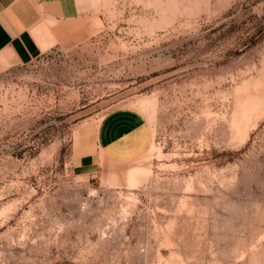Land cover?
I'll return each instance as SVG.
<instances>
[{
  "label": "rangeland",
  "instance_id": "374dc122",
  "mask_svg": "<svg viewBox=\"0 0 264 264\" xmlns=\"http://www.w3.org/2000/svg\"><path fill=\"white\" fill-rule=\"evenodd\" d=\"M94 31L0 54V264H264V0H83ZM117 110L137 158L81 165Z\"/></svg>",
  "mask_w": 264,
  "mask_h": 264
},
{
  "label": "crops",
  "instance_id": "0c3cea01",
  "mask_svg": "<svg viewBox=\"0 0 264 264\" xmlns=\"http://www.w3.org/2000/svg\"><path fill=\"white\" fill-rule=\"evenodd\" d=\"M93 14L83 0H0V54L24 63L57 45H76L93 34ZM81 165L99 159L126 162L139 157L150 143V127L131 111L106 114L87 135Z\"/></svg>",
  "mask_w": 264,
  "mask_h": 264
}]
</instances>
